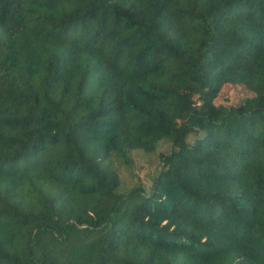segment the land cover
I'll use <instances>...</instances> for the list:
<instances>
[{
    "label": "trees",
    "instance_id": "16d2710c",
    "mask_svg": "<svg viewBox=\"0 0 264 264\" xmlns=\"http://www.w3.org/2000/svg\"><path fill=\"white\" fill-rule=\"evenodd\" d=\"M0 264H264V0H0Z\"/></svg>",
    "mask_w": 264,
    "mask_h": 264
},
{
    "label": "rangeland",
    "instance_id": "374dc122",
    "mask_svg": "<svg viewBox=\"0 0 264 264\" xmlns=\"http://www.w3.org/2000/svg\"><path fill=\"white\" fill-rule=\"evenodd\" d=\"M253 92L244 84L229 82L223 86L216 97V104H241L247 97L252 96ZM169 144L163 143L159 147V152H167ZM129 168L124 163L116 162L122 175L124 183L141 181L147 187L150 185L152 176L160 167V156L158 154H145L139 151L130 153Z\"/></svg>",
    "mask_w": 264,
    "mask_h": 264
}]
</instances>
